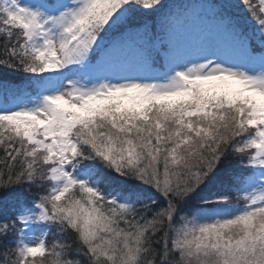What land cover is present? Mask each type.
<instances>
[{"label":"snow or ice","instance_id":"snow-or-ice-1","mask_svg":"<svg viewBox=\"0 0 264 264\" xmlns=\"http://www.w3.org/2000/svg\"><path fill=\"white\" fill-rule=\"evenodd\" d=\"M0 153V264H264V0H0Z\"/></svg>","mask_w":264,"mask_h":264},{"label":"rangeland","instance_id":"rangeland-1","mask_svg":"<svg viewBox=\"0 0 264 264\" xmlns=\"http://www.w3.org/2000/svg\"><path fill=\"white\" fill-rule=\"evenodd\" d=\"M179 4H183L185 7L188 6H198L197 4H200L196 0H177ZM193 41H194V36L191 33V31L186 32L180 40V50L182 54H191L194 51L193 48Z\"/></svg>","mask_w":264,"mask_h":264},{"label":"trees","instance_id":"trees-1","mask_svg":"<svg viewBox=\"0 0 264 264\" xmlns=\"http://www.w3.org/2000/svg\"><path fill=\"white\" fill-rule=\"evenodd\" d=\"M197 2H199V3H201V0H196ZM197 5H199V4H197ZM0 154H2V153H0ZM52 241H51V238L49 239V243H51ZM37 259H39V258H37Z\"/></svg>","mask_w":264,"mask_h":264}]
</instances>
